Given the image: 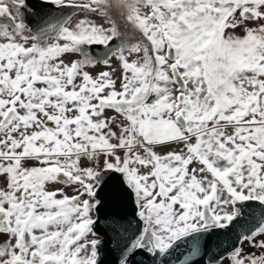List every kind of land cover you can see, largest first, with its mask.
<instances>
[{
  "label": "snow or ice",
  "instance_id": "6c2138e0",
  "mask_svg": "<svg viewBox=\"0 0 264 264\" xmlns=\"http://www.w3.org/2000/svg\"><path fill=\"white\" fill-rule=\"evenodd\" d=\"M106 253L264 264V0H0V264Z\"/></svg>",
  "mask_w": 264,
  "mask_h": 264
},
{
  "label": "water",
  "instance_id": "95a60500",
  "mask_svg": "<svg viewBox=\"0 0 264 264\" xmlns=\"http://www.w3.org/2000/svg\"><path fill=\"white\" fill-rule=\"evenodd\" d=\"M66 12H71L73 11L72 9H66ZM96 48H99V46H94ZM100 51L102 52V49H100ZM114 261V256L110 253H106L105 255V264H113Z\"/></svg>",
  "mask_w": 264,
  "mask_h": 264
},
{
  "label": "rangeland",
  "instance_id": "374dc122",
  "mask_svg": "<svg viewBox=\"0 0 264 264\" xmlns=\"http://www.w3.org/2000/svg\"><path fill=\"white\" fill-rule=\"evenodd\" d=\"M117 14H118V13H117ZM80 18H83V14H82V13L77 14L76 16H74V17L72 18V20H73V22H75V21H77V20L80 19ZM123 30H125V29L122 28V31H123Z\"/></svg>",
  "mask_w": 264,
  "mask_h": 264
},
{
  "label": "flooded vegetation",
  "instance_id": "af4514ba",
  "mask_svg": "<svg viewBox=\"0 0 264 264\" xmlns=\"http://www.w3.org/2000/svg\"><path fill=\"white\" fill-rule=\"evenodd\" d=\"M78 14H80V13H78ZM75 16H76V15H75ZM73 17H74V16H73ZM73 17H72V18H73Z\"/></svg>",
  "mask_w": 264,
  "mask_h": 264
}]
</instances>
